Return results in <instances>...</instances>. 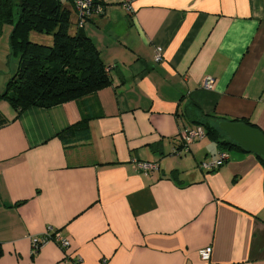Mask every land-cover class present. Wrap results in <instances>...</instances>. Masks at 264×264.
<instances>
[{
	"label": "crops",
	"instance_id": "obj_1",
	"mask_svg": "<svg viewBox=\"0 0 264 264\" xmlns=\"http://www.w3.org/2000/svg\"><path fill=\"white\" fill-rule=\"evenodd\" d=\"M100 1L83 29L111 85L21 113L0 101V264H206L207 246L215 263L264 264V165L233 150L208 172L215 141L183 142L202 113L264 131V0ZM82 119L80 138L58 136ZM50 228L70 248L32 254Z\"/></svg>",
	"mask_w": 264,
	"mask_h": 264
},
{
	"label": "trees",
	"instance_id": "obj_2",
	"mask_svg": "<svg viewBox=\"0 0 264 264\" xmlns=\"http://www.w3.org/2000/svg\"><path fill=\"white\" fill-rule=\"evenodd\" d=\"M67 1L0 0V41L5 27L10 26V52L19 57L18 69L5 91L0 92V101H7L19 113L31 106L52 107L75 100L112 83L100 51L83 27L77 22L75 32L70 31L72 10L66 5ZM32 32L51 35L53 42H35L30 37ZM202 115L204 119H196V122L203 125L206 135L220 150L249 152L219 128L220 121L229 119ZM88 122V119H82L59 132L58 136L66 143L72 136L80 138L87 132ZM245 122L260 128L253 122ZM255 155L264 165V158ZM3 253L0 242V257Z\"/></svg>",
	"mask_w": 264,
	"mask_h": 264
},
{
	"label": "built area",
	"instance_id": "obj_3",
	"mask_svg": "<svg viewBox=\"0 0 264 264\" xmlns=\"http://www.w3.org/2000/svg\"><path fill=\"white\" fill-rule=\"evenodd\" d=\"M74 5L78 12V26L83 27L86 24V21L91 18L94 14H102L104 12V5L100 0H73ZM155 60L161 61L163 60V53L161 49H158L155 53ZM216 85V78L213 76H206L203 81V86L206 89H213ZM206 136V131L202 126H196L193 129L186 130L183 134V142L185 146H189L191 143L201 140ZM175 153L180 154V150H176ZM229 158V152L227 150H220L218 152V156L215 160H204L200 163V167L203 170L208 172L217 170L221 166H223ZM137 168L140 171L148 172V171H157L159 169V165L156 162L150 161H139L137 163ZM32 241V254H35L39 251V249L48 242H55L63 249H69L71 246V242L63 238L57 231H53L52 228L48 230L46 234L42 236H33L31 238ZM212 246H207L201 248L199 250V256L201 260L206 264H219L212 261ZM106 259L104 260V264L106 263Z\"/></svg>",
	"mask_w": 264,
	"mask_h": 264
},
{
	"label": "water",
	"instance_id": "obj_4",
	"mask_svg": "<svg viewBox=\"0 0 264 264\" xmlns=\"http://www.w3.org/2000/svg\"><path fill=\"white\" fill-rule=\"evenodd\" d=\"M219 128L247 151L264 158V131L242 120H222Z\"/></svg>",
	"mask_w": 264,
	"mask_h": 264
},
{
	"label": "rangeland",
	"instance_id": "obj_5",
	"mask_svg": "<svg viewBox=\"0 0 264 264\" xmlns=\"http://www.w3.org/2000/svg\"><path fill=\"white\" fill-rule=\"evenodd\" d=\"M77 21V20H76ZM75 21V15H72V25L70 27L71 32H75L77 22ZM10 26L5 27V34L3 35V38L0 41V92L5 91L7 87L8 81L11 79V77L15 74L17 71V64L19 59L18 56H13L10 54V56H7L6 49H7V41H9V32H10ZM31 40L39 43H52L53 39L52 36L43 34V33H37V32H32L31 35ZM3 69V70H2ZM4 71V72H3ZM6 79L7 82L2 85V81ZM3 79V80H2Z\"/></svg>",
	"mask_w": 264,
	"mask_h": 264
}]
</instances>
